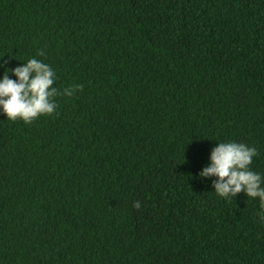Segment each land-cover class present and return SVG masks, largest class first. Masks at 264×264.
I'll use <instances>...</instances> for the list:
<instances>
[{"label":"trees","instance_id":"16d2710c","mask_svg":"<svg viewBox=\"0 0 264 264\" xmlns=\"http://www.w3.org/2000/svg\"><path fill=\"white\" fill-rule=\"evenodd\" d=\"M32 58L74 91L0 114V264H264L259 198L199 176L244 143L264 188V0H0V75Z\"/></svg>","mask_w":264,"mask_h":264},{"label":"clouds","instance_id":"9594fccd","mask_svg":"<svg viewBox=\"0 0 264 264\" xmlns=\"http://www.w3.org/2000/svg\"><path fill=\"white\" fill-rule=\"evenodd\" d=\"M43 55V53H39ZM9 70L4 68L0 75V114L7 119H17L26 124L44 115H51L57 109L55 98L58 95L71 96L73 89L65 88L62 93L51 86L57 79L55 71L43 60L29 59L21 66ZM257 150L244 143L218 142L211 151L209 165L204 167L200 177L215 176L214 192L224 199L235 197L243 192L248 198H259L261 211L257 213L259 222H264V188L261 187V174L251 170ZM140 208V202L133 204Z\"/></svg>","mask_w":264,"mask_h":264}]
</instances>
